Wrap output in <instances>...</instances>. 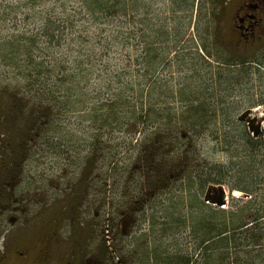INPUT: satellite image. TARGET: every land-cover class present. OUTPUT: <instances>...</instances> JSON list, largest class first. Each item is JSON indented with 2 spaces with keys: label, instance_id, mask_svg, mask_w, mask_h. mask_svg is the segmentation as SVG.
Returning a JSON list of instances; mask_svg holds the SVG:
<instances>
[{
  "label": "rangeland",
  "instance_id": "1",
  "mask_svg": "<svg viewBox=\"0 0 264 264\" xmlns=\"http://www.w3.org/2000/svg\"><path fill=\"white\" fill-rule=\"evenodd\" d=\"M31 1L0 0V102L7 100L2 88L9 86L6 90H11L18 82L25 80L21 74L14 72L13 64L18 63L27 72L30 66L27 67L30 62L23 57V51H17L19 39L41 31L45 20L52 17V20H57L55 27L62 22L59 26L61 32L58 37L55 36L58 42L55 46V58L51 56L50 47L47 48L44 43L47 39L38 37L42 49L39 56L34 57V61H43V66L59 71L58 79L64 80L65 84L60 92H67V88L75 84L78 91L85 88L90 100L107 99L110 103L122 101L123 105L116 110L121 112L116 119H121L123 125H126L102 137L108 142L103 151L99 145L91 147V135L94 132L92 123L83 111L75 108L65 117L61 126H53L50 132L42 133V138L22 144L21 148L14 140L8 139L10 137L7 130L0 123V155L3 156L0 159L8 160L9 175L17 176L12 182L13 186L17 185L13 189L16 192L13 199L20 200L31 191L30 200L35 204L40 194L36 189L41 184L43 194L40 199H44L43 212L48 218L51 212L60 211L62 228H68L69 223L64 220H68L69 214L74 211L73 216L78 225L80 217L86 219V224L91 223L98 245L105 230H112L117 235V242L112 245L114 263L128 264L124 261V250L136 246L145 231L150 230V238H155L156 241L160 239L161 244L163 240H169V234L161 238V225L166 223L170 227L175 226L181 204L186 203L183 207L186 209L192 194L185 190L188 189L186 176L184 179L180 175L174 177L171 183L168 182L163 190L159 189L157 192H152L149 188L150 181L142 179L140 165L136 164L137 149L132 147L138 144L136 142L142 137L145 126H139L137 130V125L131 120L130 108L124 100L128 94H133V101L138 98L139 92L135 93V90L140 87V83L134 86V91L126 93L127 83L131 80L121 70L125 66L123 51L127 49H123L124 43L130 44L126 46L136 45L138 33L143 32L144 24H147L153 26L151 32L145 33L149 34L148 40L156 44L160 39L163 44L159 45H163L166 51H171L166 67L160 65L153 78L144 77L143 85L147 88V93H143L145 96L142 100H136L140 105L135 107V111L136 114L140 112L148 115L146 126L149 131H155L160 123L167 122H170L169 127L179 124L178 130H182L186 128L183 127L186 125L183 118H203V121L192 127L190 124L191 136L185 138L188 151H191L187 162L196 176L203 175V171H208L216 164L227 165L230 159L237 160L234 156L241 150L239 136L245 127L248 128L247 118L259 119L260 133H264V66L259 63L249 64L246 59L250 55L247 56L246 51H232L231 43L235 34L230 27L229 12L220 11L219 14L217 0H196L190 20L191 11L186 9L193 0H134L137 6L133 26L138 31L136 37L130 31L119 29L117 20L109 19L102 24L79 22V16H73L75 14L67 7H75L76 13V8L81 9L83 15L89 18L90 11L88 5H84V0H55V3L50 4L48 1ZM66 12L74 18L65 19L68 17ZM145 17L147 21L143 22ZM184 21L187 26L188 21L190 22L187 30L185 28L183 31L184 38L175 37L172 28H179L182 24L185 27ZM156 23H163L171 29L164 34V30H160L163 27L158 25L157 28ZM84 37L87 42L83 41ZM133 50L135 47L131 48L129 54L134 61ZM75 57L78 61L83 60L81 67L84 71L77 75L69 70L76 64L71 60ZM54 60L61 62V66L54 67ZM130 68L132 74H136L137 67L134 63ZM72 73L75 74L72 79L74 83L69 81V74ZM158 78L168 80L167 84L150 86ZM247 110L250 112L245 118L243 115ZM126 111L128 114H124ZM226 131L229 132L225 133ZM250 134L257 138L252 132ZM170 141L174 142V138ZM4 144L6 147H3ZM97 147L94 153L97 158L89 167L88 154L91 148ZM232 174L231 171L227 172L223 177V184H210L215 190L223 187L226 204L221 207L205 200L209 185L202 189L198 181H192L195 184L193 183L191 190L205 204L234 213L252 197L241 191L231 190L235 185L242 184L238 181L237 171ZM211 194L215 196L217 193L211 191ZM72 196H76L77 200L73 204H67ZM150 196L155 199L151 202L148 200L147 204L143 203ZM13 203L18 208L14 215L23 219V206L21 203ZM35 210L37 211L36 207ZM168 213L173 214L172 221L166 219V215H171ZM154 221L157 224L153 227V234L151 224ZM252 263L264 264V252L261 253L260 260L254 259Z\"/></svg>",
  "mask_w": 264,
  "mask_h": 264
},
{
  "label": "trees",
  "instance_id": "2",
  "mask_svg": "<svg viewBox=\"0 0 264 264\" xmlns=\"http://www.w3.org/2000/svg\"><path fill=\"white\" fill-rule=\"evenodd\" d=\"M40 1H48V4L55 3V0ZM133 1L84 0V5H88V11H90L89 18L83 15L81 9L76 8L77 13L74 11L75 7H70L71 5L67 9L70 12L73 11L72 13L75 14L73 16L77 17L76 15H78V21L82 23L88 24L92 21L102 24L109 19L117 20L119 29L130 31L131 35L136 37L138 31L133 26L137 17L135 13L137 6ZM195 4L196 0H193L190 7L188 6L186 9L191 11L189 20L194 14ZM70 17L69 15L65 19L69 20ZM145 21H147L146 17L143 19V22ZM44 23L41 31H37L35 35H24L18 42L17 51H23V57L30 62L27 67L30 66L28 72L22 69L18 63L13 64V68L15 67L14 72L17 75L21 74L25 80L18 82L11 90H6L9 86L1 89L7 100L0 102V123L7 130V135L10 137L7 138L14 140V143L21 148L22 144L26 145L37 138H42V133L50 132L53 126H61L65 122V117L70 115L69 113L75 108L83 111L86 118L92 123L94 132L91 135L93 138L91 147L99 145L104 151L108 142L102 137L126 125H123L121 119H116L121 113L116 110L123 105V102L110 103L107 99L103 101L90 100L85 88L83 87L80 89L81 91H78L79 88L75 84L70 85L67 92H60L65 84L64 80L58 79L59 71L52 67L43 66V61H39V63L34 61V57L39 56L42 49L38 43V37L47 39L44 43L47 48L50 47L51 56L55 58V46L58 45L55 36L58 37L59 32H61L59 26L62 25V22L55 27L57 20L54 21L50 17ZM189 24L188 21V26ZM158 25L163 27L160 30H164V34H167L171 29L170 26L163 23H156L157 28ZM188 26L187 24L185 27L183 24L179 28L175 26L172 28V33L175 37L182 39L185 36L183 31L185 28L187 30ZM152 28L153 26L144 24L143 32L140 31L136 37V45L126 46L129 43L125 42L123 47L124 50L127 49L123 51L125 66L121 70L123 74H128L131 80L127 83L126 93L130 90L134 91V86L140 83V87L135 90V93L139 92L136 100H142L144 94L147 93V88H144L143 85L144 77L153 78L160 65L163 64L166 67L165 64L169 62L166 60L171 51H166L167 49L162 47L163 45H159L163 44V41L159 39L156 44H153L148 40L149 34L145 33L151 32ZM161 36L158 35V37ZM83 41L87 42L88 40L84 37ZM141 42H144L143 45L145 46L141 45ZM107 47H109L108 44ZM132 47H135L132 52L133 57H135L134 61L129 54ZM35 51L37 52L34 53ZM207 56H209L208 53ZM71 60L76 64L69 70L75 72L76 75L78 72L83 73L84 70L81 67L83 60L78 61L76 57L71 58ZM131 61L137 67L136 74H132L130 66L133 63L131 64ZM52 62L54 67L61 66V62L56 60ZM75 74H69L70 82L74 79ZM167 82L168 80L164 78H158L153 80L150 86L158 83H165L164 85H166ZM132 96L133 94H128L127 98L124 99L130 108L131 120L137 125V130H139V126H145L142 129V137L136 142L138 144L132 147L137 149L136 164L140 165L139 171L143 176L142 179L150 181L148 183L149 188L152 189V192H157L159 189L163 190L168 182L171 183L174 177L180 175L184 179L186 176L188 189L185 188V190L191 192L192 195L189 204L185 206L186 209L183 208L186 203L181 204L182 206L176 215L177 223L175 226L170 227L166 223L161 225V238L169 234L167 235L169 240H163V244H161L160 239L156 241L157 239L150 238V230L145 231L140 236L141 240L137 241L136 246L124 250V261L128 264H254L252 263L254 259L260 260L261 253L264 252V133H260L257 138H254L249 129L245 127L239 136L241 150L234 156L237 160L230 159L227 165L216 164L211 166L208 171H203V175L196 176L187 162V157L191 151H188L189 147L185 144V138L191 136L192 125L203 121V118L196 117L193 118L194 121L186 117L183 118L186 123L183 127L186 128L182 130H178L179 124L169 127L170 122H167L166 124L160 123L155 127V131H149L146 126L148 115L140 112L136 114L135 107L140 104L139 101H133ZM71 98L73 105H71ZM107 106L108 109L104 110ZM124 114H128V111ZM13 136L18 139L13 138ZM172 138H174V142L170 141ZM3 147H6V144ZM97 149L98 147L91 148L87 166L91 167L96 160L97 155L94 153ZM0 158L3 156L0 155ZM230 171L231 175L237 171L238 181L242 183L238 186L235 185L231 190H238L252 197L238 211L232 213L230 210L225 211L219 207L205 204L200 200L198 194L192 192L191 189L195 184L192 181H198L201 188L205 189L210 184H223V177ZM181 197L183 196L181 195ZM153 199L155 198L150 196L143 203L147 204L148 200L151 202ZM168 214L171 215H169L170 217L166 215V219L172 221L173 214ZM155 224H157L155 221L151 224V233L153 234ZM187 228L189 229L186 232L185 229Z\"/></svg>",
  "mask_w": 264,
  "mask_h": 264
},
{
  "label": "flooded vegetation",
  "instance_id": "3",
  "mask_svg": "<svg viewBox=\"0 0 264 264\" xmlns=\"http://www.w3.org/2000/svg\"><path fill=\"white\" fill-rule=\"evenodd\" d=\"M217 1L219 14L229 12L235 34L232 51H246L249 64L264 66V0ZM8 166V160L0 159V264H115L112 245L117 235L112 230H105L98 245L91 223L80 217L78 225L74 211L64 220L69 227L63 229L60 211L51 212L49 218L43 212L41 184L36 189L40 194L35 204L30 200L31 191L20 200L13 199L17 185L12 182L17 176L9 175ZM76 200L72 196L67 204ZM13 202L23 206V219L14 215L18 208Z\"/></svg>",
  "mask_w": 264,
  "mask_h": 264
},
{
  "label": "water",
  "instance_id": "4",
  "mask_svg": "<svg viewBox=\"0 0 264 264\" xmlns=\"http://www.w3.org/2000/svg\"><path fill=\"white\" fill-rule=\"evenodd\" d=\"M250 112V110H247L245 115H243L245 118H247V114ZM259 119L257 118H247V127L250 132H252L253 136H258L260 133V126L258 125ZM211 191H215L217 193L215 196L211 194ZM205 200H209L212 204H215L216 206H222L225 205V200L223 198L224 190L223 187H218L217 190L211 185L208 186L206 191Z\"/></svg>",
  "mask_w": 264,
  "mask_h": 264
}]
</instances>
